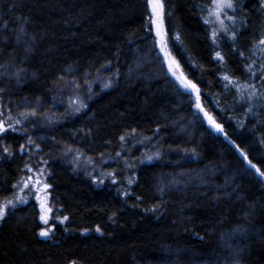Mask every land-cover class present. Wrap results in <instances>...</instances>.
Listing matches in <instances>:
<instances>
[{"label":"trees","instance_id":"obj_1","mask_svg":"<svg viewBox=\"0 0 264 264\" xmlns=\"http://www.w3.org/2000/svg\"><path fill=\"white\" fill-rule=\"evenodd\" d=\"M211 1L163 0V31L218 132L167 72L148 0H0V105L8 116L42 115L56 86L79 85L101 70L117 74L83 113L30 135L37 153L67 147L113 156L123 151L121 137L135 133L168 159L135 161L126 197L116 184L96 185L51 161L48 196L68 218L66 232L57 226L52 238L40 237L38 211L26 203L0 223V264H264V184L241 155L264 171V96L249 103L222 79L248 80L239 51L258 69L261 54L250 50L264 35V11L261 0H237L229 26L235 41L221 33L214 44L204 23ZM250 82L264 92V81ZM27 136L0 137V201L23 178L30 159L19 149ZM171 151L192 157L174 162ZM97 227L100 235L80 234Z\"/></svg>","mask_w":264,"mask_h":264},{"label":"rangeland","instance_id":"obj_2","mask_svg":"<svg viewBox=\"0 0 264 264\" xmlns=\"http://www.w3.org/2000/svg\"><path fill=\"white\" fill-rule=\"evenodd\" d=\"M212 2L213 0L211 1V4ZM230 14L231 13L229 10V15ZM208 15L209 13L207 11V14L204 18V23ZM150 18H153L151 8ZM225 23L230 26L229 21L225 20ZM206 26L208 27L209 33L211 35L213 30L212 26L209 24H206ZM217 27L219 26L217 25ZM151 28L154 36L156 37L155 47L160 54L162 62L168 72L165 54L161 51L159 44L160 39H158L156 36L155 26L151 24ZM164 40L167 43L165 38ZM167 51L169 52L168 47ZM172 79L175 81L174 78ZM116 81L117 74L115 72H106L101 70L93 75L89 80L84 81L79 85L74 83L60 84V86H56L55 91L52 94L53 104L51 109L42 115L25 114L16 118H12L2 110L0 105V124H2L3 128L5 129L3 132H0V137L8 134L28 135L25 145L19 149V152L26 153L30 161L28 160L29 163H27L23 178L15 188L11 199L8 200L15 202L16 197H28L27 203H33L38 211V218L41 226L40 231H49L50 229L49 235L47 237H42L44 239L52 238L55 234V228L57 226H60L61 230L66 232V220L60 215L59 209L55 208L51 204L48 196V188L41 193V197L45 203V208L50 207L52 209L51 212L47 213L49 218L47 225H45L40 220V216L45 213L41 211L40 202L37 201L35 194L31 196L28 195L30 190L34 193L35 189L32 186L38 179L41 181L40 187L43 188V185L46 183V176L48 173L47 166L52 163L51 161L56 162L58 160L63 162L73 172L82 173V176H85V178L89 179L96 185H101V181H103V183L107 181L113 183V180H115V183L113 184L118 185L122 197L129 195V189L131 185L129 184V180H133L134 175L132 174V169L135 168V161L139 163V165L151 164L155 162H168V159L166 160L164 153L161 152L160 148L151 138L143 137L141 135L139 136L135 133H130L124 136V140H121L122 145H124L123 151L120 152L119 149V151L113 156L107 154L97 158H92L83 155V153L78 150L67 147H58L56 150L51 148L50 151H47V153L44 154L37 153V147L33 146L30 135L47 132L55 126L67 121L68 119L83 113L86 110L87 104L89 102H91L104 91L113 88ZM105 84H110V86L105 87ZM192 103L193 105L195 104L194 99H192ZM81 105L84 106L81 107ZM77 108H79V111H77ZM17 121H19V123H17ZM136 152L139 155V159L138 157H132L134 154H136ZM170 154L173 155L174 162H180L192 157L191 153L184 151H171L169 155ZM149 157H151V159H149ZM25 182H29L28 189H24ZM21 189H24V191H21ZM8 200H1L0 205L5 204V202ZM25 204L26 203L16 204L14 208L9 205L7 208V214ZM1 221L2 220H0V223ZM96 229L91 231H81L80 234L88 235L89 233H93L100 235V232H97Z\"/></svg>","mask_w":264,"mask_h":264},{"label":"snow or ice","instance_id":"obj_3","mask_svg":"<svg viewBox=\"0 0 264 264\" xmlns=\"http://www.w3.org/2000/svg\"><path fill=\"white\" fill-rule=\"evenodd\" d=\"M149 7L152 11V17L151 18V24L155 26L156 28V35L160 37V47L161 51L164 52L166 63L168 65V73L175 79V81L179 84L180 90L187 93L195 94V107L200 112L204 113L205 119L208 121L209 125H211L213 128H215L217 131H223V128L220 124L216 123L215 119L212 115H210L205 109L202 107L201 103V96H200V89L198 88L196 83H193L192 80L188 79L183 71H180V65L177 63L175 58L171 57V54L167 51V43L164 40V33H163V17L165 15L164 10V3L163 0H148ZM237 6V0H213L212 4L208 7V17L205 19V23L212 26V40L215 44L217 41V38L219 34H223L224 36H227L229 32H231V38L233 41L236 39V30L234 27H229L228 24L225 23V20L231 22V24L234 26L236 22L235 15H229V10L231 12H235ZM260 8L262 11H264V0H261ZM217 25L219 27H217ZM179 39V37H177ZM234 51H239L238 49H234ZM251 51V56L255 57L257 55V52L261 54V62L259 64L258 69H254L253 65L257 63L255 59H250L246 56L244 51H239V56L246 61H249L245 64V72L249 74L248 80H246L243 84H241L238 80L234 79L229 74H224L222 79L226 82L224 84V88L226 91H229L231 87H235L237 94H239L240 97H244L245 93H247V101L251 103V101L256 98L257 96H264V92H258L256 85L251 83L250 81L253 78H258L260 81H264V35H262L253 45ZM215 58L219 62H224L225 57L222 55L220 51H217L215 53ZM110 84H105V87H109ZM84 105H81L83 107ZM250 110V109H249ZM77 111H79V108H77ZM34 115V113H32ZM19 123V121H17ZM5 129L3 128V125L0 124V132H3ZM121 140H124V137H121ZM23 147V146H21ZM5 152H8V148L6 147L4 149ZM10 154V153H9ZM119 155V154H118ZM242 156H244V159L248 161L251 168L256 170V173L264 177V171H261L260 168L257 167L255 163H252V161L248 160L247 155H245L243 152L241 153ZM151 159V157H149ZM111 175V174H109ZM103 183V181H101ZM113 183H115V180H113ZM132 183V180H129V184ZM41 181L38 179L36 180L35 184L32 186L35 191L34 193L30 190L28 195L31 196L35 194L37 201L40 202L41 211L45 214H42L40 216V220L47 225L49 222V218L47 213L51 212L52 209L45 208L44 200L41 197V193L45 191L48 188V185L45 183L43 185V188L40 187ZM13 187H17V185H14ZM29 188V182L24 183V189ZM24 189H21V191H24ZM139 199V198H138ZM28 197L22 196V197H16L15 202L12 200H8L5 202V204L0 205V220L5 219L7 214V208L9 205H11L13 208L16 206V204H24L27 203ZM64 219H68L67 217H64ZM62 222V221H61ZM50 231V229H49ZM49 231L41 230L39 232V235L41 237H47L49 235ZM97 232H100V228L97 227ZM201 239H203L201 237Z\"/></svg>","mask_w":264,"mask_h":264},{"label":"water","instance_id":"obj_4","mask_svg":"<svg viewBox=\"0 0 264 264\" xmlns=\"http://www.w3.org/2000/svg\"><path fill=\"white\" fill-rule=\"evenodd\" d=\"M155 30H156V28H155ZM156 36H157V35H156ZM157 38L160 39V37H158V36H157ZM188 94L192 96V99H194V100H195V103H196L195 94H192V93H188ZM194 109H195V111H199L198 109H196L195 106H194ZM216 132H218V131L216 130ZM255 172H256V171H255ZM258 177L261 178V180H262V182H263V184H264V179H263L261 176H259V175H258Z\"/></svg>","mask_w":264,"mask_h":264}]
</instances>
